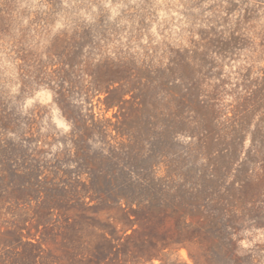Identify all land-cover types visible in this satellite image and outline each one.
Segmentation results:
<instances>
[{
	"label": "rangeland",
	"instance_id": "374dc122",
	"mask_svg": "<svg viewBox=\"0 0 264 264\" xmlns=\"http://www.w3.org/2000/svg\"><path fill=\"white\" fill-rule=\"evenodd\" d=\"M2 176L0 264H264V0H0Z\"/></svg>",
	"mask_w": 264,
	"mask_h": 264
},
{
	"label": "trees",
	"instance_id": "16d2710c",
	"mask_svg": "<svg viewBox=\"0 0 264 264\" xmlns=\"http://www.w3.org/2000/svg\"><path fill=\"white\" fill-rule=\"evenodd\" d=\"M20 177L21 176H16V178H20ZM8 180H9L8 176L1 177L0 187L2 189H5V187L7 188V186L9 185V183H7ZM71 187L72 188L70 190L72 192L68 191L67 189H49V190L47 189L48 191L47 197L52 198L51 202L47 201V205L48 204L52 205L51 203H55L54 204L55 207H58V204H60L67 195L72 194L73 196H76L78 198L76 200L77 204L75 207L82 208L84 211H86V208L84 207V203L80 202L81 199L80 196L82 195L94 194V197L99 196L109 202H121L123 200L129 204L132 203L134 199L140 195L141 192L148 191V190H144L135 183H127L125 181L114 182L112 180H97L92 182L91 184L76 182ZM17 191L21 193L22 189ZM1 192L2 191H0V193ZM91 199L93 201L95 200V198H91ZM51 209H54V207H51Z\"/></svg>",
	"mask_w": 264,
	"mask_h": 264
}]
</instances>
